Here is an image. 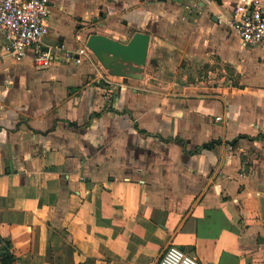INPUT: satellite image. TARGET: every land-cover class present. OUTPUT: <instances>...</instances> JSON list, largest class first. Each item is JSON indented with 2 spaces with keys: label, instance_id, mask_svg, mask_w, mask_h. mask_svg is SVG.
Returning a JSON list of instances; mask_svg holds the SVG:
<instances>
[{
  "label": "crops",
  "instance_id": "crops-1",
  "mask_svg": "<svg viewBox=\"0 0 264 264\" xmlns=\"http://www.w3.org/2000/svg\"><path fill=\"white\" fill-rule=\"evenodd\" d=\"M246 1L49 0L46 68L0 39V238L15 264H158L169 246L264 264V49L225 24ZM141 32V81L91 52L61 60L91 34Z\"/></svg>",
  "mask_w": 264,
  "mask_h": 264
},
{
  "label": "built area",
  "instance_id": "built-area-1",
  "mask_svg": "<svg viewBox=\"0 0 264 264\" xmlns=\"http://www.w3.org/2000/svg\"><path fill=\"white\" fill-rule=\"evenodd\" d=\"M190 12L189 6L185 7ZM49 0H0V39L5 50L20 61L26 56L29 47L33 49V63L36 67L46 68L52 61L50 52H42L37 44L48 32ZM226 26L234 32L246 47L264 49V12L260 0H247L233 8ZM90 54L86 47L75 53L66 51L61 55L64 64H80L82 57ZM104 100L111 97L112 83L105 79ZM216 121L220 120L218 117ZM242 166L248 161L242 160ZM158 264H198L197 260L174 246H169Z\"/></svg>",
  "mask_w": 264,
  "mask_h": 264
},
{
  "label": "water",
  "instance_id": "water-1",
  "mask_svg": "<svg viewBox=\"0 0 264 264\" xmlns=\"http://www.w3.org/2000/svg\"><path fill=\"white\" fill-rule=\"evenodd\" d=\"M149 41V35L142 32L133 34L128 43L104 35L91 34L86 42V48L109 75L141 81Z\"/></svg>",
  "mask_w": 264,
  "mask_h": 264
},
{
  "label": "trees",
  "instance_id": "trees-1",
  "mask_svg": "<svg viewBox=\"0 0 264 264\" xmlns=\"http://www.w3.org/2000/svg\"><path fill=\"white\" fill-rule=\"evenodd\" d=\"M10 243L0 238V264H15V258L10 251Z\"/></svg>",
  "mask_w": 264,
  "mask_h": 264
}]
</instances>
